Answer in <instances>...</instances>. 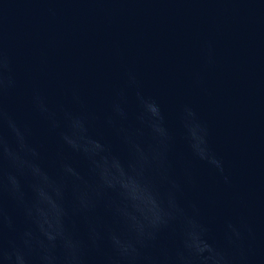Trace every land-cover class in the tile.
Returning <instances> with one entry per match:
<instances>
[{"label":"water","instance_id":"1","mask_svg":"<svg viewBox=\"0 0 264 264\" xmlns=\"http://www.w3.org/2000/svg\"><path fill=\"white\" fill-rule=\"evenodd\" d=\"M208 257L264 264V0H0V264Z\"/></svg>","mask_w":264,"mask_h":264},{"label":"clouds","instance_id":"2","mask_svg":"<svg viewBox=\"0 0 264 264\" xmlns=\"http://www.w3.org/2000/svg\"><path fill=\"white\" fill-rule=\"evenodd\" d=\"M197 253H202L204 252L205 250H208V251H211V249L208 247V248H201V249H195ZM206 259H213L215 264H220V260L215 258V257H208ZM222 259V258H221Z\"/></svg>","mask_w":264,"mask_h":264}]
</instances>
